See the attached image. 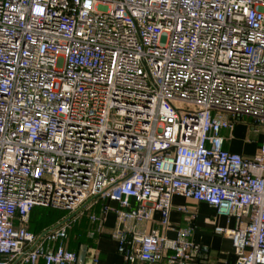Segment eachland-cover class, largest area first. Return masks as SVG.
I'll return each mask as SVG.
<instances>
[{
  "label": "built area",
  "instance_id": "obj_1",
  "mask_svg": "<svg viewBox=\"0 0 264 264\" xmlns=\"http://www.w3.org/2000/svg\"><path fill=\"white\" fill-rule=\"evenodd\" d=\"M243 118L264 129V0H0V264H77L87 212L89 239L115 214L125 264H188L190 228L128 227L171 230L175 196L234 218L214 232L264 264V134L224 149ZM36 208L65 215L33 233Z\"/></svg>",
  "mask_w": 264,
  "mask_h": 264
},
{
  "label": "crops",
  "instance_id": "obj_2",
  "mask_svg": "<svg viewBox=\"0 0 264 264\" xmlns=\"http://www.w3.org/2000/svg\"><path fill=\"white\" fill-rule=\"evenodd\" d=\"M224 137H229L226 131L222 132ZM234 132L232 133V137ZM261 138L249 144L245 139L241 143L234 140H225L224 149L229 153L239 154L244 157H251L256 154L260 145ZM110 207L118 209V204L108 203ZM172 208L169 215L171 230L164 231L160 225V216L158 212L151 214L150 221L141 225L128 224V227L137 231L150 232L158 230L167 238L174 239L176 231L179 229L190 228V240L199 247L200 255L197 259L188 264H235L236 255L234 253L231 240L223 235L216 234L214 228L219 227L224 230H233L235 228L234 218L219 216L215 210L205 203L195 202L179 196L172 198ZM101 203L93 207V213H99ZM88 225V219L86 220ZM86 225V226H87ZM116 226V216L114 213H108L100 235H95L93 239L87 237L85 230L78 233V240L84 237L86 241L79 240V249L86 246L87 250L96 249L98 252V264H125L123 258L117 252V244L112 239L111 234ZM88 227V226H87ZM83 238V239H84ZM71 250L75 251V248Z\"/></svg>",
  "mask_w": 264,
  "mask_h": 264
},
{
  "label": "rangeland",
  "instance_id": "obj_3",
  "mask_svg": "<svg viewBox=\"0 0 264 264\" xmlns=\"http://www.w3.org/2000/svg\"><path fill=\"white\" fill-rule=\"evenodd\" d=\"M233 132H234V135L232 137V133ZM230 134L231 135L229 137H224L223 136L225 138V140L229 139V140H234V141H238L239 143H241L243 140L248 139L249 140V144H250L252 142H255L258 138H262V136L264 134V129L254 126L249 119L243 118L241 121L235 123L234 129H233V131ZM36 210L40 211L39 213L43 214L45 216V219H49V216H51L52 218L55 219L56 217L62 215L58 219V220H60L65 215V213H63L61 211H55V210H50V209L36 208ZM87 214H88V212L84 213L80 217V219L73 225V227H72V229L70 231L69 246L72 249H74L76 247V245L78 244L79 240L80 241H86L87 240L84 237H82L81 239L78 240V236H77V234L79 232L82 233L84 230L86 232L87 229L89 228V226L86 223V220H87L86 215ZM57 221H55L54 223H56ZM43 224H44L45 227L48 226L47 225L48 223H46V222H44ZM28 229L31 230L32 227L29 225Z\"/></svg>",
  "mask_w": 264,
  "mask_h": 264
},
{
  "label": "trees",
  "instance_id": "obj_4",
  "mask_svg": "<svg viewBox=\"0 0 264 264\" xmlns=\"http://www.w3.org/2000/svg\"><path fill=\"white\" fill-rule=\"evenodd\" d=\"M51 210V209H50ZM56 211V210H55ZM40 211L34 209L30 214V220L29 225L32 227L30 230L33 233H38L42 231L43 229L51 226L55 221H57L62 215L56 217L55 219L49 216V219H45V216L43 214L39 213ZM46 220V221H45ZM44 222L48 223V226H44ZM79 243L76 245L75 250L76 252L79 251Z\"/></svg>",
  "mask_w": 264,
  "mask_h": 264
},
{
  "label": "water",
  "instance_id": "obj_5",
  "mask_svg": "<svg viewBox=\"0 0 264 264\" xmlns=\"http://www.w3.org/2000/svg\"><path fill=\"white\" fill-rule=\"evenodd\" d=\"M86 251H87L86 246H82L79 249V251H78V262H77V264H85Z\"/></svg>",
  "mask_w": 264,
  "mask_h": 264
}]
</instances>
